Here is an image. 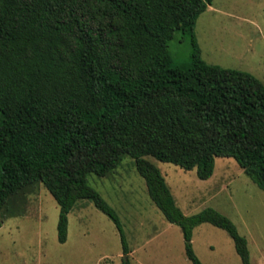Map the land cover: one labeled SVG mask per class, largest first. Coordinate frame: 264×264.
<instances>
[{
	"label": "trees",
	"instance_id": "trees-1",
	"mask_svg": "<svg viewBox=\"0 0 264 264\" xmlns=\"http://www.w3.org/2000/svg\"><path fill=\"white\" fill-rule=\"evenodd\" d=\"M212 2L0 0V225L8 199L40 184L58 207L59 244L67 214L85 200L113 223L126 256L115 213L86 177L107 176L127 156L152 204L179 227L191 264H200L191 231L208 223L248 264L230 220L210 207L183 215L144 159L194 170L204 182L217 158H230L264 191V87L200 59L194 25ZM176 34L190 41L180 66L168 52Z\"/></svg>",
	"mask_w": 264,
	"mask_h": 264
},
{
	"label": "rangeland",
	"instance_id": "rangeland-1",
	"mask_svg": "<svg viewBox=\"0 0 264 264\" xmlns=\"http://www.w3.org/2000/svg\"><path fill=\"white\" fill-rule=\"evenodd\" d=\"M200 59L224 69L248 73L264 87V0H213L194 25ZM187 37L168 43L172 65L189 60ZM163 178L175 206L185 216L207 207L227 217L246 240L249 264H264V191L233 159L217 158L207 181L145 157ZM86 184L115 213L128 249L122 255L113 223L85 200L67 214L66 238L56 240L58 207L34 184L8 199L0 225V264H191L177 225L167 223L148 198L133 160L123 157L107 176L89 174ZM191 248L200 264H241L232 239L211 224L193 227Z\"/></svg>",
	"mask_w": 264,
	"mask_h": 264
},
{
	"label": "crops",
	"instance_id": "crops-1",
	"mask_svg": "<svg viewBox=\"0 0 264 264\" xmlns=\"http://www.w3.org/2000/svg\"><path fill=\"white\" fill-rule=\"evenodd\" d=\"M248 264H249V259H248Z\"/></svg>",
	"mask_w": 264,
	"mask_h": 264
}]
</instances>
